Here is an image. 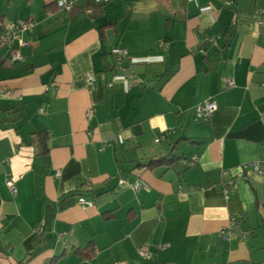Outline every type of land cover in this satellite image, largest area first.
<instances>
[{
  "label": "crops",
  "instance_id": "obj_1",
  "mask_svg": "<svg viewBox=\"0 0 264 264\" xmlns=\"http://www.w3.org/2000/svg\"><path fill=\"white\" fill-rule=\"evenodd\" d=\"M56 1L0 0L34 21L0 48V264H264V172L222 185L264 166V0ZM114 48L162 59L124 91Z\"/></svg>",
  "mask_w": 264,
  "mask_h": 264
},
{
  "label": "built area",
  "instance_id": "obj_2",
  "mask_svg": "<svg viewBox=\"0 0 264 264\" xmlns=\"http://www.w3.org/2000/svg\"><path fill=\"white\" fill-rule=\"evenodd\" d=\"M229 1V0H225ZM100 0H96V3H99ZM56 6L64 11H72L73 9V3L70 0H57ZM260 24L264 25V21L260 22ZM34 26V21L31 19L27 20H19L15 22H9L5 24H0V48H4L7 51V64L13 65L16 63L24 62V57L20 53V49L23 47L29 46V43L27 40L24 39V35L31 33L32 28ZM203 53V51L201 50ZM111 54L114 56L115 60L119 62L118 70L119 74L116 76L117 79L122 80L124 85V91H127L130 88L131 80H133L136 83H139L140 80L135 78V76L128 75L127 76V69L125 66L121 65L120 62H122L123 59H130L131 63H148V62H154V61H160L162 59L161 56H148L146 58L142 59H131L128 56V53L126 49L123 48H114L111 50ZM94 82V76L92 74H88L86 76V83L89 87L92 86ZM227 84L229 86H232L233 83L229 80H227ZM215 110V104L212 101L205 102L203 104H200L196 107V119H206L210 113H212ZM42 111V110H40ZM91 116V112L87 113V117ZM158 139L156 140V142ZM196 162V158L193 157L190 161V163ZM250 171L252 173H263L264 172V166L260 165L257 162H249L244 163L241 166V170L239 173L235 175V177H228L227 173H223L224 180L222 182L224 193L226 194L227 198L233 194L235 190V178H239L243 176L244 171ZM119 183H124L123 180H119ZM6 186L9 189L10 193L12 195L16 194V187L14 186L11 179H6ZM77 203L80 207L86 208L90 207L92 205V202L86 200L83 196H78ZM237 222L236 216H231L229 218L228 226L221 230L220 234L225 238L228 239L230 236L233 235L232 228L234 224ZM138 256L144 259L150 258V254L146 249H139L138 250ZM116 264H122V263H116Z\"/></svg>",
  "mask_w": 264,
  "mask_h": 264
},
{
  "label": "trees",
  "instance_id": "obj_3",
  "mask_svg": "<svg viewBox=\"0 0 264 264\" xmlns=\"http://www.w3.org/2000/svg\"><path fill=\"white\" fill-rule=\"evenodd\" d=\"M2 66V62H0V68ZM171 160H167V159H155V160H150L149 163H148V166L151 167V166H155V165H159V164H162V163H165V162H170Z\"/></svg>",
  "mask_w": 264,
  "mask_h": 264
}]
</instances>
